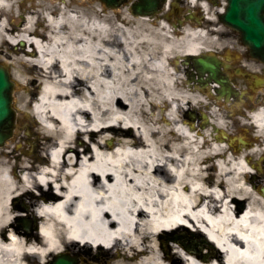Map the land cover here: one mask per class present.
<instances>
[{"label":"bare ground","instance_id":"bare-ground-1","mask_svg":"<svg viewBox=\"0 0 264 264\" xmlns=\"http://www.w3.org/2000/svg\"><path fill=\"white\" fill-rule=\"evenodd\" d=\"M186 1L209 9V0ZM19 3L0 0V61L35 70L44 88L32 107L17 100L16 149L36 156L35 134L21 135L27 106L49 146L37 160L0 147V264L64 254L99 264H264V106L243 123L257 131L255 144L242 138L250 147L216 140L232 137L211 99L213 133L189 119L201 88L186 92L182 79L196 74L181 60L202 52L199 27L171 31L165 20L122 13L125 28L112 32L111 19L66 0L56 15L25 2L18 14ZM183 231L200 242L195 251L173 239Z\"/></svg>","mask_w":264,"mask_h":264},{"label":"rangeland","instance_id":"rangeland-1","mask_svg":"<svg viewBox=\"0 0 264 264\" xmlns=\"http://www.w3.org/2000/svg\"><path fill=\"white\" fill-rule=\"evenodd\" d=\"M54 3H51L49 0H20V3L16 5V11L19 14L20 10L23 7V2H25V7L27 8L28 6H30V4L34 5L36 3L42 4L45 6H50V12H53L54 14H58V10L63 9L64 8V3L63 0H52ZM65 1V0H64ZM211 0H209V9L206 11L208 12L210 15H216L218 12H220L221 8H223V4L221 2H223L224 0H218L217 4H213L210 3ZM66 2H69L72 4V8H78L79 10L84 9L88 15L92 14V13H97V15L101 18H106V19H111V22L114 23V27L112 29V32H117L121 26L125 25L120 21V17L122 16V13L128 15V17L130 18H137L133 15L132 11L130 10L129 6H125V7H120L117 9H110L107 8L103 3H101L99 0H66ZM172 5H175L172 7ZM170 9L172 10V8L174 9V11H172V15L171 18L173 21H175V24L178 25V22H176L180 16L182 14H185L187 11L194 9L197 11V13H202L205 11H202V9L196 5V6H191V3L186 0H171L170 2ZM172 7V8H171ZM43 8H48V7H43ZM165 13V10H163L160 15L154 17V18H150L152 20H157V21H163V14ZM47 14V11L42 12V15ZM41 18V17H40ZM41 21V20H40ZM167 22V21H166ZM41 26H42V21L40 22ZM179 26V25H178ZM182 26H179V28ZM173 29H175V27L173 25H170V30L173 31ZM203 38V36H202ZM203 42V39H202ZM22 46L19 47V52H17L16 50H12L11 56L10 58L14 59V58H18L22 56ZM182 63V67L187 66L185 65L186 60H181ZM1 64L4 65L3 62H0ZM10 70H11V74H12V79L16 84V89H15V93H14V100H13V105L15 107V110L17 111L16 107H20L21 105H19L20 103H17V100L20 96H25L28 100H31V105H33L36 102L37 96L40 95L42 89L40 87L43 79L40 78L37 75V72L35 70H25V69H20L17 70L15 69L13 66H10ZM19 73L22 78L21 80L19 78H15L16 73ZM190 72H196V70L194 68L191 67ZM197 73V72H196ZM184 75H185V71H184ZM190 77L185 76L182 79V83L183 86L185 87L186 92H189V88L188 85L191 84V81L189 80ZM22 86L28 88L30 90V93H28ZM28 86V87H27ZM33 91H36V96L35 97H31V93ZM200 95V102L201 104L199 105V112L197 114L201 115H206L208 117L209 120H213L215 118H211L210 116H208V110L209 106H207V104L211 103L210 98L207 96L206 92L200 91L199 92ZM250 95V94H249ZM240 103V106L236 108V113L235 114H231L229 113L228 110H226L224 107L218 105L215 103L214 105V109L215 112L219 115V118L217 121H219L220 119H222L221 121L225 122V126L222 129L223 131H226L229 136L233 137V138H237V139H241V138H247L251 144H255V138L257 137V132L253 129L251 132L246 133L243 127V123L244 122H248L249 119V115L253 114L259 107H261L260 105L262 104H258L250 99L245 98H241L240 101H234L232 103V105L234 104H238ZM213 105V103H211ZM32 107V106H31ZM30 106H27L26 108V114L29 115V118L27 117H23V124H21L20 126H22L21 132H22V136L25 138L29 139L28 136V132H33V134H35L34 136H32V140L35 141L36 137H40L39 141L40 143L38 144V149L36 152V156L34 155H24L21 153V151H18V149H16V143H15V136L17 135V129L14 130L13 133V137L8 140L4 146H2L1 148L4 147H10L11 150H15L16 155L19 156H24V157H29L32 160H37V158H40L43 155V152H46L45 149L43 152H41L42 147H47L49 145V143L47 142L45 135L43 133V126L36 121V118H34V115L32 114V108ZM193 110V109H191ZM18 112H16V125H19L20 122H18V117H17ZM198 126H200V128L202 129L203 133H208L211 134L212 132V128L209 126L208 123H205L204 119H196L195 122ZM27 128V129H26ZM218 141V139H216ZM30 144L25 142L24 143V148L29 151L30 150ZM238 147H240V144L238 142ZM250 147V145H249ZM14 156V155H13ZM264 167V164H263ZM260 186H262V180H260ZM181 234H184L185 232H180ZM98 253H96L95 256H97ZM98 263V261L91 259L89 261L86 262H81L79 264H93V263ZM99 264V263H98ZM104 264V263H103Z\"/></svg>","mask_w":264,"mask_h":264},{"label":"flooded vegetation","instance_id":"flooded-vegetation-1","mask_svg":"<svg viewBox=\"0 0 264 264\" xmlns=\"http://www.w3.org/2000/svg\"><path fill=\"white\" fill-rule=\"evenodd\" d=\"M188 16L190 14L183 16V20L190 19L188 22L198 26L203 33L204 45L199 58L215 69L211 84L220 86L218 90H225L233 100L249 98L247 93L250 92L256 102H264V62L251 56L240 33L222 25L219 13Z\"/></svg>","mask_w":264,"mask_h":264},{"label":"water","instance_id":"water-1","mask_svg":"<svg viewBox=\"0 0 264 264\" xmlns=\"http://www.w3.org/2000/svg\"><path fill=\"white\" fill-rule=\"evenodd\" d=\"M108 7H119L128 0H101ZM166 0H140L133 5L135 15L153 16L159 12L161 4ZM228 7L222 22L239 31L244 43L252 55L264 58V0H228ZM200 73L209 72L213 77L214 69L201 61H195ZM202 66V68H201ZM14 83L8 68L0 64V146L12 137L15 112L13 110ZM244 144V143H243ZM26 224V222H24ZM53 264H77L69 255L60 256Z\"/></svg>","mask_w":264,"mask_h":264}]
</instances>
